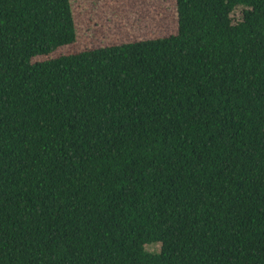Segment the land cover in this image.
<instances>
[{"label":"trees","instance_id":"trees-1","mask_svg":"<svg viewBox=\"0 0 264 264\" xmlns=\"http://www.w3.org/2000/svg\"><path fill=\"white\" fill-rule=\"evenodd\" d=\"M71 1L0 0V264H264V0L36 61Z\"/></svg>","mask_w":264,"mask_h":264},{"label":"rangeland","instance_id":"rangeland-1","mask_svg":"<svg viewBox=\"0 0 264 264\" xmlns=\"http://www.w3.org/2000/svg\"><path fill=\"white\" fill-rule=\"evenodd\" d=\"M70 8L76 40L36 61L156 39L177 31L174 0H72Z\"/></svg>","mask_w":264,"mask_h":264}]
</instances>
